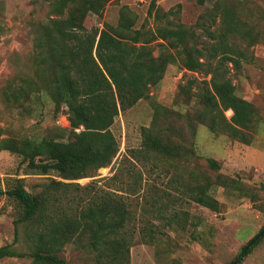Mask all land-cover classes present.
Wrapping results in <instances>:
<instances>
[{"label": "trees", "instance_id": "obj_1", "mask_svg": "<svg viewBox=\"0 0 264 264\" xmlns=\"http://www.w3.org/2000/svg\"><path fill=\"white\" fill-rule=\"evenodd\" d=\"M110 2L53 0L52 12L57 18L39 24L30 72L5 89L7 102L22 110H31L33 98L42 96L50 98L56 117L67 107L69 126L61 127L55 137L41 140L0 137V151L17 154L31 169L43 173L54 170L60 178L50 180L41 191H29L24 179L7 183L6 187L0 184V198L6 195L13 200L19 214L14 221L15 239L17 242L23 239L26 244L25 251L12 244L1 247L0 260L17 257L31 258L32 264H67L61 252L73 243L95 253L96 264H129L133 239L127 225L131 214L123 195L115 196L110 191L85 198L71 195L69 188L80 190L81 185L75 181L94 177L95 172L113 163L120 149L111 129L116 117L149 98L150 87L162 81L170 65L206 72L211 78L203 81L192 95L197 104L186 114L153 103L152 125L142 127L141 148L132 152L133 159L140 161L154 155L173 163L195 156L194 150L173 140L181 132L183 122L193 132L202 123L242 143L253 142L246 131L256 127L260 112L237 94L229 77V64L238 70L246 57L228 39L230 35L247 37L248 47H252L264 40V33L261 35L257 30L253 18L240 12L242 0L217 4L224 31L221 40L210 49L214 52L212 56L197 45L195 32L185 25L159 27L149 33L135 29L137 17L129 7L121 11L117 27L106 24L103 29L88 28L87 18L102 17ZM159 40L166 44L158 43L164 49L156 55L152 44ZM189 82L190 86H183L180 93L193 92L198 80ZM228 111L232 112L230 118L226 116ZM207 162L212 170L220 171L217 160L208 158ZM172 182L178 181L174 178ZM214 185L230 189L235 181L222 173L213 178L206 172L198 181L184 183L183 188L189 199L217 212L220 202L209 193ZM237 188L246 197L255 195L244 187ZM140 189V184L129 186L128 195ZM175 220L181 221L177 212L169 224ZM149 230L143 229L145 236ZM263 230L251 240L256 239L245 254L242 253L246 246L242 249L235 260H239L238 264L262 242L264 234L257 237ZM149 238L154 239L153 235Z\"/></svg>", "mask_w": 264, "mask_h": 264}, {"label": "rangeland", "instance_id": "obj_2", "mask_svg": "<svg viewBox=\"0 0 264 264\" xmlns=\"http://www.w3.org/2000/svg\"><path fill=\"white\" fill-rule=\"evenodd\" d=\"M227 1V0H226ZM243 16L253 18L257 30L264 33V0H242ZM53 0H0V137H29L41 140L55 137L69 126L68 108L63 107L56 117L50 98H33L31 110H22L7 102L5 89L10 83H19L30 72L39 24L47 23L56 16L52 12ZM225 0H111L102 17L91 15L86 20L88 28L103 29L106 24L117 27L121 11L129 7L137 22L135 29L143 33L155 32L159 27L185 25L196 34L195 42L206 50L217 44L224 31L217 4ZM57 18V17H56ZM227 40V39H226ZM228 42L244 51L246 60L240 69L230 63L229 77L237 94L253 103L259 110V122L247 130L253 142L245 144L226 134L214 132L206 125L197 124L196 131L189 124H181V132L173 140L194 150L188 161L184 158L168 162L156 156L132 158V152L141 148L142 127L152 125L157 102L165 107L186 114L197 104L194 95L203 81L210 80L206 72H191L179 65H170L158 85L150 87V97L138 102L133 108L121 112L115 119L112 131L119 143V152L113 163L95 172L94 177L75 183L78 190L69 188L71 195L88 197L97 193L123 195L125 207L130 210L127 225L132 233L129 264H230L264 228V40L248 47L249 39L230 35ZM159 40L152 44L155 54L161 53ZM161 50V51H160ZM216 62L215 60L213 61ZM227 69V65H226ZM197 79L193 92L180 93L183 86ZM191 97V98H190ZM230 118L232 112H226ZM208 158L217 160L220 171L209 167ZM39 162V160H38ZM175 170L178 174L175 175ZM215 178L218 173L235 181L234 188L212 186L209 193L220 202V210L199 205L185 195L183 184L198 181L205 173ZM176 178L177 183L172 180ZM17 179H24L29 191H41L52 179L60 180L51 170L43 173L31 169L28 162L8 150L0 151V184L6 187ZM141 185L140 192L128 195L129 186ZM244 187L252 197H246L237 187ZM180 214L169 224L171 216ZM19 214L15 203L6 195L0 198V248L14 245L19 251L26 250L23 239L16 241L14 221ZM185 221L187 223H185ZM183 226V227H182ZM144 228L153 235L145 236ZM67 264H96L95 253L75 244H68L61 252ZM31 258H4L0 264H32ZM240 264H264V239Z\"/></svg>", "mask_w": 264, "mask_h": 264}, {"label": "water", "instance_id": "obj_3", "mask_svg": "<svg viewBox=\"0 0 264 264\" xmlns=\"http://www.w3.org/2000/svg\"><path fill=\"white\" fill-rule=\"evenodd\" d=\"M264 234V230L258 235L257 238L261 237L262 235ZM256 241V239H254L253 241H251L247 246L246 248L244 249L243 253L242 254H245L247 252V250L254 244V242ZM239 263V260L235 261V263L233 264H238Z\"/></svg>", "mask_w": 264, "mask_h": 264}]
</instances>
